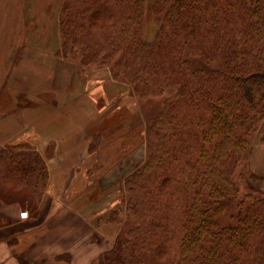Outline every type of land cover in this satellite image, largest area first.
Masks as SVG:
<instances>
[{
    "label": "trees",
    "instance_id": "obj_1",
    "mask_svg": "<svg viewBox=\"0 0 264 264\" xmlns=\"http://www.w3.org/2000/svg\"><path fill=\"white\" fill-rule=\"evenodd\" d=\"M58 30V56L162 100L144 160L122 179L124 229L96 264H264V196L220 224L264 120V0H63ZM47 184L40 152L0 147L3 203L35 218Z\"/></svg>",
    "mask_w": 264,
    "mask_h": 264
},
{
    "label": "crops",
    "instance_id": "obj_2",
    "mask_svg": "<svg viewBox=\"0 0 264 264\" xmlns=\"http://www.w3.org/2000/svg\"><path fill=\"white\" fill-rule=\"evenodd\" d=\"M62 2L0 0V147L25 143L48 168L35 218L21 217L18 204L0 200V264H19L17 257L30 264H95L123 221L115 209L99 216L123 192L122 179L131 173L123 170L144 127L133 119L129 87L107 68L86 72L58 56ZM112 153L120 161L108 168L101 155ZM91 174L98 183L89 181Z\"/></svg>",
    "mask_w": 264,
    "mask_h": 264
},
{
    "label": "rangeland",
    "instance_id": "obj_3",
    "mask_svg": "<svg viewBox=\"0 0 264 264\" xmlns=\"http://www.w3.org/2000/svg\"><path fill=\"white\" fill-rule=\"evenodd\" d=\"M3 5L6 6L7 4H4L3 2ZM28 5L29 3H26V8L23 9V12H24L22 13L23 15L28 14V10H27ZM155 22L156 21H154L152 14L148 12L146 16L144 31H143V38L146 41H152L155 36L156 29H157ZM84 71L88 72L89 69L85 68ZM90 86L93 87L94 85H90ZM94 89L95 90L98 89L97 85L94 86ZM161 103H162L161 99H152V100H145V101H137L136 99L134 100L133 119L139 120V125L140 127L142 126L144 127V132L146 131L147 118L149 120V117L153 116L155 113H157L160 110ZM112 111H114V107H111L110 112L112 113ZM134 120H133L134 125H136V121ZM144 132L141 133V136L139 138L136 137L137 141L139 140V143L136 146H134L136 149L134 150V154L131 160H129L130 155H126L125 159L121 160V162H124V163H125V160L127 161L129 160L128 166H127L128 169L123 170L124 173H126V171L128 172L132 171L145 158ZM120 156L121 155H113V153L111 155H101L102 159L105 160L106 163H108L107 165H105L108 168L113 166L114 163L117 164L120 161V159H117V158H119ZM123 166L124 165H119V168L121 169V167ZM101 170L103 171V169ZM97 171L96 170L94 171L95 175ZM94 178L95 177L93 176V174H91L89 176V181L91 182V179H93L96 182ZM235 181L239 187V196H238L239 199L233 200L229 204L228 212L220 220L221 225L232 224L235 221V218L237 216L236 204L238 203L239 200L241 199L244 200L247 197L244 200V202H247L249 200L248 197H253L255 195L264 196V120L262 121L257 131L254 133V135L251 138L248 162H247V165L245 166V169L243 170V174L241 175V177L237 176ZM96 183H98V180ZM110 189L112 190L111 185H110ZM88 191H91V187L88 189ZM123 200H124L123 192L118 193L115 196L114 201L112 202V204L113 203L115 204L113 206H111L110 204L108 211L104 212L105 214L103 213L100 214L99 219L103 220L105 217L113 213L114 209L116 210L117 215L119 213V217L120 215H124V208L122 207ZM124 217L125 216H123V221L120 225V230L118 234L124 229Z\"/></svg>",
    "mask_w": 264,
    "mask_h": 264
}]
</instances>
